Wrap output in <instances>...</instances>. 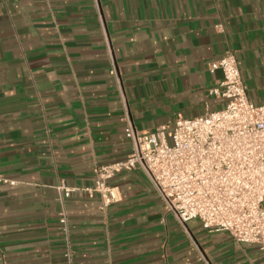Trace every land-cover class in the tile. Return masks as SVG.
<instances>
[{"label": "crops", "instance_id": "obj_1", "mask_svg": "<svg viewBox=\"0 0 264 264\" xmlns=\"http://www.w3.org/2000/svg\"><path fill=\"white\" fill-rule=\"evenodd\" d=\"M231 49L264 104V0H0V264H264V250L179 223L140 169L107 181L138 133L222 108L209 93Z\"/></svg>", "mask_w": 264, "mask_h": 264}, {"label": "built area", "instance_id": "obj_2", "mask_svg": "<svg viewBox=\"0 0 264 264\" xmlns=\"http://www.w3.org/2000/svg\"><path fill=\"white\" fill-rule=\"evenodd\" d=\"M209 65L223 73L209 93L225 99V105L191 118L178 117L172 126L151 132L138 133L127 121L129 154L97 165L95 184L88 191L99 193L106 207L117 200L116 188L107 181L118 172L140 169L179 223L197 219L209 231L228 232L236 241L264 250V104L249 99L233 50H225ZM58 189V221L65 234L67 264H72L63 199L73 189L62 184Z\"/></svg>", "mask_w": 264, "mask_h": 264}]
</instances>
